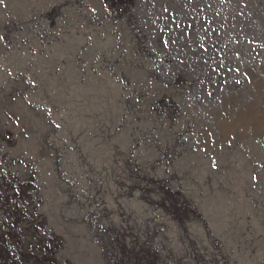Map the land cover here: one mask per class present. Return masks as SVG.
Masks as SVG:
<instances>
[{
	"label": "rangeland",
	"instance_id": "rangeland-1",
	"mask_svg": "<svg viewBox=\"0 0 264 264\" xmlns=\"http://www.w3.org/2000/svg\"><path fill=\"white\" fill-rule=\"evenodd\" d=\"M0 245L264 264V0H0Z\"/></svg>",
	"mask_w": 264,
	"mask_h": 264
},
{
	"label": "bare ground",
	"instance_id": "bare-ground-1",
	"mask_svg": "<svg viewBox=\"0 0 264 264\" xmlns=\"http://www.w3.org/2000/svg\"><path fill=\"white\" fill-rule=\"evenodd\" d=\"M1 246V245H0ZM1 249H2V247H1ZM4 250V249H3Z\"/></svg>",
	"mask_w": 264,
	"mask_h": 264
}]
</instances>
